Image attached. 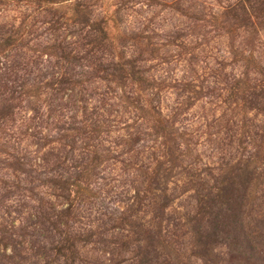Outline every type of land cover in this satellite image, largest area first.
<instances>
[{
  "label": "trees",
  "instance_id": "16d2710c",
  "mask_svg": "<svg viewBox=\"0 0 264 264\" xmlns=\"http://www.w3.org/2000/svg\"><path fill=\"white\" fill-rule=\"evenodd\" d=\"M214 1L217 8L212 0H0V264H171L165 247L197 238L226 245L254 220L264 230L254 210L264 198L252 195L264 193V125L241 158L246 166L238 160L229 179H216L220 185L176 178L183 164L194 169L196 144L187 139L180 105L169 110L161 101L172 63L161 76L148 66L166 59L163 44L184 50L177 87L190 103L206 94L199 80L218 60L227 73L216 82L241 105L244 123L254 110L264 123V0ZM139 2L144 22L127 30L124 17ZM160 15L162 24L155 22ZM166 15L186 21L169 26ZM212 33L231 50L201 47ZM119 87L129 90L126 106ZM124 108L144 121L133 135L129 120L118 119ZM116 133L129 137L120 148ZM118 162L128 168V189L112 200L105 195L108 163ZM195 188L208 196L197 203L200 214L188 217L194 232H182L183 216L163 220L175 200L168 193Z\"/></svg>",
  "mask_w": 264,
  "mask_h": 264
},
{
  "label": "rangeland",
  "instance_id": "374dc122",
  "mask_svg": "<svg viewBox=\"0 0 264 264\" xmlns=\"http://www.w3.org/2000/svg\"><path fill=\"white\" fill-rule=\"evenodd\" d=\"M212 1L214 8H217L216 1ZM139 3V5L137 4L134 7L133 12H128V16L124 17L123 26L127 30L129 27H135L137 22H144V15L147 8L144 3ZM133 4L134 3H130L129 5L132 6ZM166 16L168 17L167 23H169V26L175 24L177 20L180 22L186 21L180 19L179 17L171 19V17L168 15ZM163 17V15H160L157 19H155V22L159 24L164 23ZM211 17L212 16L208 17V19ZM211 19L213 20L214 24L219 23L213 18ZM114 32L116 33V31ZM129 32H131L129 34H132L135 31ZM161 35L163 36V34ZM211 36L214 39H208L201 47L206 45L204 47L206 50L224 52L219 48L224 49L223 45H225L229 47V51L231 50V47L227 43L228 41L217 40V33H212ZM128 45L131 48L130 51L136 50L132 47L130 42H128ZM165 45L166 44L162 45V50L166 59L160 60L159 58V60H156L157 62H152L148 66H151V69L154 68L153 71L156 72L157 76H161L163 72H167L169 70L167 69L168 67L166 63H172L171 67L172 69L174 67L175 73L170 72L167 81L162 82L161 101L164 104V107L169 110L180 105L178 109V112H180L179 118L184 119V123L189 127L187 139H192V142L196 144L195 147L193 145L195 152L193 161L195 160L196 164L194 169H191L190 166H187V163L185 162L186 164H183V166L180 167L182 168L181 171L184 174L178 175L176 178L179 176L182 177L183 175L187 178L191 177L195 181L194 187H198V185L201 187V183H199V181L200 179L204 178L211 179V184L214 186L220 185V182H217L216 179L219 181H225L229 179L231 173L234 172L231 170L235 165H237V161L241 158L247 157L251 150H254L256 144H258V141L255 138V133H257V130L259 131V127L262 128L264 125V123L260 122L263 119V115L258 113L257 110L251 111L247 118V125L244 123L245 121H243L242 118L246 119V117L244 116V113L241 109V105H238L236 102L228 98L230 94H228L227 90L225 89L227 87L222 89L221 84L216 82L215 77L217 75H219V77L222 79L225 73H227V70L225 72H221L220 66L216 65L218 60H214L209 64L210 70L208 71V74L204 77H201L199 80L200 83H198V86L200 87L198 88L201 89V86L204 84L205 88L201 90L206 94L195 97L194 99L190 100L191 102L189 103L183 94V90L177 87V85L181 82L182 77L185 76L184 73L186 65L184 61L186 58L182 54L184 50L176 51ZM190 53L191 51H189L188 56H191ZM216 55L217 54H215V56ZM159 57L163 56L159 55ZM175 60H178V62H176L178 65L174 66L173 61ZM227 63L230 64V62ZM200 66L206 67L205 62L200 63ZM233 66L236 72V66ZM230 69H232L231 65L228 66V71ZM197 71L202 74V70L199 67ZM176 79H178L177 82ZM207 86H209V91ZM127 91L129 90L127 89ZM127 91L122 87H119L116 93V97H118L123 102V106L128 104V99L126 98ZM127 111L128 110L126 108L122 109V113L118 114V119L121 117L123 120H129L127 123L131 126V128L128 129L133 135L137 132L136 129L142 130V126L140 124L144 123V121L141 119V117H135L131 112L126 115ZM125 125L126 124H123L122 128H124ZM255 127L257 128L255 129ZM123 133H125V131H122L121 134ZM137 134L140 135V133ZM117 135L118 133L114 134V139H112L115 142V144H113L115 145V148L117 145H120V142L122 144L123 141L129 139V137L117 138L115 137ZM142 135L143 133H141L140 136ZM120 147L121 146H119V148ZM245 163V160H243L241 165L246 166ZM108 167H110L108 170V175L110 177L109 179L111 184L108 188L110 193H105V195H107L109 199L112 200L117 199L118 195L124 198L127 195L125 192L128 189L126 186H124V184L128 182L122 174L128 168L123 164V162H118L115 165V168L111 167V163H108ZM118 185H121V187L118 188ZM172 186L173 185H171V187ZM191 187L193 188L192 185ZM205 194L208 196V193H197V188H195V191H192L191 193H168V195H170L172 198L174 197L175 200L172 201L173 205L171 204L172 206L168 209L163 220L168 218H172L173 220L177 216H183L186 220L182 219V224L186 225L181 231L188 233L194 232L193 224H188V217L200 214V205L197 203L203 199ZM252 195L258 199L260 197L264 198V193H253ZM254 210L260 211V215L264 217V206L262 207L259 205V202H257ZM93 215V218H95L96 215ZM153 218V213L148 214L146 217V222L152 221ZM199 218L200 217H197L196 219L198 220ZM172 220L170 222H172ZM81 223L84 224V219ZM173 224H175V222ZM261 233H264L263 228L258 222L254 220L251 229H249L247 233H245L243 230H241V232L237 230L234 234V237L230 239L226 245H224L223 241L220 240L219 243L213 242L208 246L205 243H197V238L196 240L193 239L191 243L189 240L184 241L185 243H183V245L180 247H165L162 250L163 255L167 257L166 259H168L171 264H264V237H262ZM182 246H185L184 250H181Z\"/></svg>",
  "mask_w": 264,
  "mask_h": 264
}]
</instances>
